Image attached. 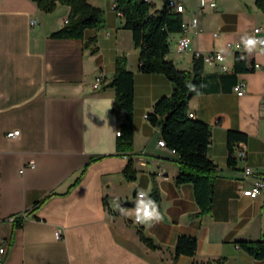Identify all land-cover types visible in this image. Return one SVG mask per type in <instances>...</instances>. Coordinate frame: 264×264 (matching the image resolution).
I'll list each match as a JSON object with an SVG mask.
<instances>
[{
  "label": "crops",
  "instance_id": "1",
  "mask_svg": "<svg viewBox=\"0 0 264 264\" xmlns=\"http://www.w3.org/2000/svg\"><path fill=\"white\" fill-rule=\"evenodd\" d=\"M148 1L154 13L169 0ZM172 1L184 8L190 43L178 52L182 33L171 34L166 59L190 71L196 53L225 56L221 64L203 66L219 90L188 101L193 119L210 127L208 157L219 172L210 213L196 216L200 209L193 185L176 184L178 157L158 145L160 128L146 118L172 86L163 74L139 71L140 48L124 28L116 0H89L103 11L105 23L85 30L82 39L50 37L66 23V5L46 13L33 0H0L2 264H204L219 259L222 264H264V258L240 246L264 240V191L255 199L241 193L251 182L242 181L245 167L264 178V46L251 39L255 27L262 28L264 37V12L256 0H205L215 2V8L201 7L200 0ZM195 16L198 29L190 26ZM89 40L94 44L85 47ZM228 43L242 45L246 65H260L237 74L231 87L221 79L234 68L236 52ZM117 57H124L133 73V145L125 152L117 151L120 119L112 111L110 81ZM98 75L103 82L94 89ZM239 82L245 83L241 96L234 92ZM228 130L247 136L236 144L246 155L234 167L227 163ZM13 131L19 134L7 138ZM129 161L137 171L133 181L123 174ZM139 192L143 200H152L159 220L134 221ZM138 230L160 250L146 247ZM179 236L196 239L194 257L173 261L170 251Z\"/></svg>",
  "mask_w": 264,
  "mask_h": 264
},
{
  "label": "trees",
  "instance_id": "2",
  "mask_svg": "<svg viewBox=\"0 0 264 264\" xmlns=\"http://www.w3.org/2000/svg\"><path fill=\"white\" fill-rule=\"evenodd\" d=\"M39 10L51 13L58 4L70 8L67 22L58 31L52 33V38L82 39L85 30L102 28L105 23L104 13L100 8L90 5L89 0H33ZM116 9L124 18V28L132 33L134 46L140 48L139 71L142 73L163 74L171 83L169 96L158 99L147 114L149 123L160 128L161 137L166 147L173 149L179 160L180 168L176 184H192L195 201L202 216L210 213L213 203L215 181L219 175L216 165L208 157L210 144V127L208 124L188 117V101L193 97L210 92H217L214 77L203 74L202 58H193L190 71L177 69L166 59L169 52L168 39L171 34L179 33L183 27L182 13L171 11L166 5L159 11L151 12L152 5L145 0H116ZM256 5L264 12V0H256ZM94 44V40L85 43V47ZM91 53L96 48L90 49ZM246 59L235 57L233 73L224 75L222 80L229 81L230 87L236 83V75L248 72ZM110 86L115 91L112 111L119 116L120 136L117 141V151L132 150L133 145V73L127 70L124 57H117L115 70ZM230 89V88H229ZM246 134L228 130L226 134L228 159L230 167H234L236 159L233 152L236 144L245 141ZM124 177L128 181L136 178L132 161L124 169ZM153 197L158 200L156 187ZM21 218L15 222L20 226ZM140 241L151 250H160L154 241L141 230L137 231ZM240 246L256 259L264 258V240L257 242H241ZM197 251V241L193 237L179 236L174 248L170 251L175 261L180 256L194 257ZM219 259L204 264H222Z\"/></svg>",
  "mask_w": 264,
  "mask_h": 264
},
{
  "label": "built area",
  "instance_id": "3",
  "mask_svg": "<svg viewBox=\"0 0 264 264\" xmlns=\"http://www.w3.org/2000/svg\"><path fill=\"white\" fill-rule=\"evenodd\" d=\"M147 2H149L148 0H145ZM206 4H208V6H210L211 8H215L216 4L213 1H210L209 3H206L205 0H200L199 5L201 7H204ZM166 8L171 10V11H175V12H179V13H183L184 12V8L181 5L176 4L174 1L169 0L166 3ZM67 22V20L65 21ZM31 24H35V21H31ZM190 26L194 29H198L199 28V18L198 16H195L190 23ZM186 30H187V26L185 24H183L182 27V31H181V36L180 39L177 42V51L178 52H184L187 48L188 45L190 43V39L189 37L186 35ZM214 36H216V34H214ZM251 39L254 43L258 44L259 46L263 47L264 46V37L262 36V28L261 27H255L252 29L251 32ZM228 49L231 52H236V55H238L240 58H245V54L242 51V45L240 43H228L227 45ZM196 58H202V61L204 64H221L224 62L225 60V56L223 52H212V53H208V54H203V53H196L195 54ZM247 68L249 69V71H253V70H257L260 68V65L258 63H252V64H248ZM222 71L226 72L227 69L225 66H222ZM103 82V77L102 75H98L93 83V88L97 89L100 87V85ZM234 92L236 93V95L241 96L244 94L245 92V83L244 82H239L235 87H234ZM188 117L190 118H194V115L190 112L187 113ZM147 118V117H146ZM19 134V131H13L11 133H8L6 135L7 138H12L15 137ZM116 135L120 136V130L116 131ZM158 145L161 147H166V143L165 141L161 138L158 141ZM171 153L176 154L175 150L170 149ZM245 151L243 148H236L233 152V158L236 160L239 159H244L245 158ZM27 166L32 167L33 166V162L30 161ZM24 167L21 169V172H23ZM242 181L245 182V180L247 178L251 179V182L247 185V186H243L241 188V193L243 196L249 197L251 199H255L257 198L263 191H264V178L257 176L253 173L252 169L249 167H245L242 172ZM136 197L138 199H143L145 196L143 193L139 192L137 193ZM134 221H137L136 216L134 217ZM55 234L57 235V237L60 234V230L57 229ZM4 253V248L0 247V264L3 263V259H2V255Z\"/></svg>",
  "mask_w": 264,
  "mask_h": 264
},
{
  "label": "clouds",
  "instance_id": "4",
  "mask_svg": "<svg viewBox=\"0 0 264 264\" xmlns=\"http://www.w3.org/2000/svg\"><path fill=\"white\" fill-rule=\"evenodd\" d=\"M160 214L152 200H140L136 209V219L139 222H147L150 220H159Z\"/></svg>",
  "mask_w": 264,
  "mask_h": 264
}]
</instances>
